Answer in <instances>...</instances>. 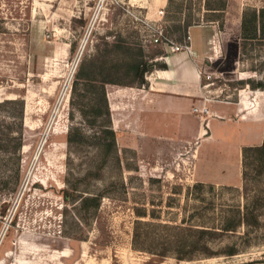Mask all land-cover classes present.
<instances>
[{
    "label": "rangeland",
    "instance_id": "374dc122",
    "mask_svg": "<svg viewBox=\"0 0 264 264\" xmlns=\"http://www.w3.org/2000/svg\"><path fill=\"white\" fill-rule=\"evenodd\" d=\"M173 1L0 0V101H24L22 145L0 153V264H264L263 156L248 152L236 185L197 182V139L156 137L131 100L167 52L144 37L136 16L153 19L164 7L175 43L189 32L195 48L207 33L215 39L200 68L209 97L242 102L264 121V87L248 82L264 81V35L242 37L244 12L264 0H225L221 13L208 8L218 0ZM189 15L196 23L187 33L169 30ZM120 42L142 46L152 67L144 84H105L107 109L102 88L73 86L83 60H119ZM19 112L8 103L0 119ZM97 194L99 207L86 209L83 197ZM136 221L152 222L139 225L150 233L148 249L133 246Z\"/></svg>",
    "mask_w": 264,
    "mask_h": 264
},
{
    "label": "crops",
    "instance_id": "0c3cea01",
    "mask_svg": "<svg viewBox=\"0 0 264 264\" xmlns=\"http://www.w3.org/2000/svg\"><path fill=\"white\" fill-rule=\"evenodd\" d=\"M193 49V54L165 52V66L153 69L148 85L134 92L132 112L141 115L138 122L152 133L159 130L156 137L169 136L174 144L181 140L186 144L185 135L197 139L193 153L197 182L236 185L243 179L245 147L264 141V121L245 112L242 102L209 97L211 87L204 85L200 68L206 56L213 59L215 39L207 33ZM204 106L207 112L200 111Z\"/></svg>",
    "mask_w": 264,
    "mask_h": 264
},
{
    "label": "trees",
    "instance_id": "16d2710c",
    "mask_svg": "<svg viewBox=\"0 0 264 264\" xmlns=\"http://www.w3.org/2000/svg\"><path fill=\"white\" fill-rule=\"evenodd\" d=\"M169 3L173 6L174 1L169 0ZM225 7V0H218V2L214 5L208 3V8L211 9L213 13H221L225 9ZM216 15V18L208 17V20L220 19L219 14ZM195 23L196 22H194L193 16L189 15L188 18L185 19L184 23L179 24L176 27L171 26L169 30H181L185 34L187 33L189 27L193 26ZM259 31H261L262 35H264V7L260 8L259 10H246L243 14L242 37L244 39L258 38ZM114 51L118 54H122L119 60L109 56H105L106 58L104 59L92 58L90 60H83L78 72V79L73 86L74 92L77 91L80 82H82V84L88 85V90H90V86H92L93 89L99 91L100 88H102L103 94L107 101V109L109 108L105 84H125L123 81L126 79L128 81L127 83L133 82L136 84H144L146 81L145 74L152 67V65L148 64L144 59L145 53L142 46H134L131 44H124L123 42H120L115 45ZM244 82V80H240L238 83L243 84ZM248 82L254 88L264 87L263 80L257 81L249 79ZM8 103H14L18 105L20 107V112L13 115L12 122L7 123L5 120L4 122H2V120L0 119V153H3L4 151L6 153L15 154L21 147L23 142L24 101L20 98L6 99L0 101V108L4 107ZM92 111L97 115H101L102 113L106 112L109 113V110L105 111L102 107L97 106H92ZM4 127L8 129V132H3ZM14 130L17 131L16 134H12L14 133ZM105 131L108 137L113 138L111 145H115V132L111 128H106ZM69 139L72 140L71 137ZM248 152H255L256 154H258V156H263L264 158V141L261 145L245 147L243 162L244 166ZM100 200L101 195L99 194L87 195L83 197L82 203L84 204V207L86 209L97 208L100 205ZM140 224L151 226L152 222L136 221L134 227L133 246L136 249L145 250L148 249V246H146L145 243L150 241V233L142 232L139 228ZM203 231L205 232L206 230ZM192 242L194 243V245L192 244V247L198 245V240ZM157 254L163 258L168 255L166 252ZM192 254H179L177 255V258L179 260L193 259L195 256L194 254Z\"/></svg>",
    "mask_w": 264,
    "mask_h": 264
},
{
    "label": "built area",
    "instance_id": "2783aa9c",
    "mask_svg": "<svg viewBox=\"0 0 264 264\" xmlns=\"http://www.w3.org/2000/svg\"><path fill=\"white\" fill-rule=\"evenodd\" d=\"M156 18L148 19L143 16H136V19L139 24L143 27L144 37L147 38L151 43L159 44L165 43L167 45V52H177V51H187L190 54L194 53L193 45H192V36L189 34L186 37V41L184 43L178 44L175 43L174 40L169 38L166 34V9L164 7L160 8L156 12ZM206 87L209 84L205 85ZM195 111L199 109L197 107L194 108ZM200 111L207 112V107H203Z\"/></svg>",
    "mask_w": 264,
    "mask_h": 264
}]
</instances>
